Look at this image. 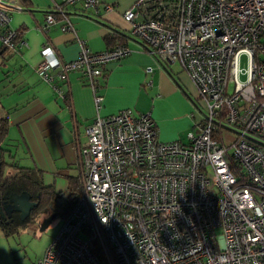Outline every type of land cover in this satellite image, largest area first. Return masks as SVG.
Listing matches in <instances>:
<instances>
[{"label":"built area","instance_id":"2783aa9c","mask_svg":"<svg viewBox=\"0 0 264 264\" xmlns=\"http://www.w3.org/2000/svg\"><path fill=\"white\" fill-rule=\"evenodd\" d=\"M65 2L96 12L101 3ZM8 3L0 41L14 49ZM62 12H47L40 29ZM122 17L159 65L189 77L196 131L162 141L149 113H99L96 79L127 44L93 52L81 43L64 61L44 44L39 76L63 96L67 74L80 71L97 114L81 151L82 192L35 264H264V0H135Z\"/></svg>","mask_w":264,"mask_h":264},{"label":"crops","instance_id":"0c3cea01","mask_svg":"<svg viewBox=\"0 0 264 264\" xmlns=\"http://www.w3.org/2000/svg\"><path fill=\"white\" fill-rule=\"evenodd\" d=\"M133 1L100 0L96 12L65 0H9L10 27L19 35L14 49L0 41V118L7 117L9 123L3 156L20 166L27 153L31 167H22L37 169L43 185L56 192H65L72 179L81 175V151L87 146L97 110L95 96L80 71L67 74L63 96L39 76L35 68L44 44L60 60H73L81 43L100 52L115 44L111 40L118 33L125 34L131 52L105 64L96 79L97 93L103 96L99 113L107 116L127 108L149 113L162 141H186L187 133L195 128L196 91L187 74L175 64L159 66L140 43L130 44L129 24L122 15ZM106 4L113 9L106 10ZM57 7L62 14L42 31L47 12ZM63 14L75 36L61 30ZM147 67L152 71L147 73Z\"/></svg>","mask_w":264,"mask_h":264},{"label":"trees","instance_id":"16d2710c","mask_svg":"<svg viewBox=\"0 0 264 264\" xmlns=\"http://www.w3.org/2000/svg\"><path fill=\"white\" fill-rule=\"evenodd\" d=\"M126 39L125 34L118 33L114 40H110L116 41L113 44L114 46L124 44ZM8 131V118H0V195L5 198L11 193L26 192L37 205L33 208L29 218L24 221L18 219L7 226L0 224V230L6 235L11 234L15 229L24 226L28 221L31 222L40 213L47 210H51L55 215H61L65 219L82 192L81 175L72 179L65 192H56L52 187L44 186L40 178V172L37 169L17 166V164L10 163L4 158L3 151L5 149L3 146ZM10 158L13 159L12 156Z\"/></svg>","mask_w":264,"mask_h":264},{"label":"rangeland","instance_id":"374dc122","mask_svg":"<svg viewBox=\"0 0 264 264\" xmlns=\"http://www.w3.org/2000/svg\"><path fill=\"white\" fill-rule=\"evenodd\" d=\"M131 38L130 44L135 45L136 43H141V40L134 35H132ZM241 64L242 67H246L244 59ZM194 129L193 131H196V128ZM12 133L14 134V131H12ZM232 141L233 138H225L224 142L226 145H229ZM23 157L24 158L19 161V165L31 167L28 154L26 153ZM10 161L16 163L15 160L10 159ZM52 215L55 214L51 210L42 212L30 223L24 224V226L15 229L13 233L8 235L0 230V264H35L45 254L53 238L64 223L65 219L61 215H55L48 226L41 230V224L46 221L47 218L52 217Z\"/></svg>","mask_w":264,"mask_h":264},{"label":"flooded vegetation","instance_id":"af4514ba","mask_svg":"<svg viewBox=\"0 0 264 264\" xmlns=\"http://www.w3.org/2000/svg\"><path fill=\"white\" fill-rule=\"evenodd\" d=\"M23 193H26V192H23ZM19 194H21V193H19ZM28 199L30 200L31 203H35L33 200L30 199V196H28ZM6 203L7 202H6V197H5V199H3V203H2V206L4 208L3 209L4 212H3V215H0V224H4L7 226L11 223L16 222L18 219L24 221L25 219L30 217V215L27 216L25 219H21V217H20L21 212L25 208H27L30 204L28 205L23 200H20L19 202L16 201L15 203H13V202L10 204L7 203V207L5 209ZM27 223H30V221H28Z\"/></svg>","mask_w":264,"mask_h":264},{"label":"water","instance_id":"95a60500","mask_svg":"<svg viewBox=\"0 0 264 264\" xmlns=\"http://www.w3.org/2000/svg\"><path fill=\"white\" fill-rule=\"evenodd\" d=\"M28 193H21V194H17V193H11L9 194L7 197H6V202L8 204L10 203H15L16 201L19 202L20 200H23L26 204H30L27 208H25L22 212H21V219H25L27 216L30 215L31 211L33 208L36 207V203H31L30 200L28 199ZM3 198L1 195H0V215H3V212H4V208L2 206V203H3ZM7 203L5 205V209L7 207ZM55 217V215H52V217H49L47 218L46 221H44L41 226H40V229L43 230L44 228H46L48 226V224L50 223V221L52 220V218Z\"/></svg>","mask_w":264,"mask_h":264},{"label":"bare ground","instance_id":"6f19581e","mask_svg":"<svg viewBox=\"0 0 264 264\" xmlns=\"http://www.w3.org/2000/svg\"><path fill=\"white\" fill-rule=\"evenodd\" d=\"M117 45V44H116ZM168 65H163V67H167Z\"/></svg>","mask_w":264,"mask_h":264}]
</instances>
